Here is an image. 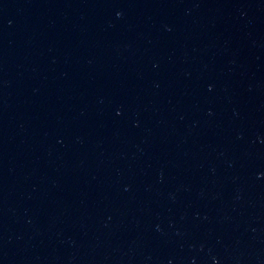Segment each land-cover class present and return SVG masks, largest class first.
Masks as SVG:
<instances>
[{
	"label": "water",
	"instance_id": "95a60500",
	"mask_svg": "<svg viewBox=\"0 0 264 264\" xmlns=\"http://www.w3.org/2000/svg\"><path fill=\"white\" fill-rule=\"evenodd\" d=\"M0 264H264V0H0Z\"/></svg>",
	"mask_w": 264,
	"mask_h": 264
}]
</instances>
